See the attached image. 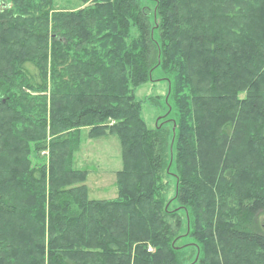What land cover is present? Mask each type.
<instances>
[{
	"label": "trees",
	"instance_id": "1",
	"mask_svg": "<svg viewBox=\"0 0 264 264\" xmlns=\"http://www.w3.org/2000/svg\"><path fill=\"white\" fill-rule=\"evenodd\" d=\"M78 1L0 0V264H184L180 207L201 264H264V0H155V26L141 0ZM157 65L172 131L135 95ZM106 134L117 193L91 198L74 155Z\"/></svg>",
	"mask_w": 264,
	"mask_h": 264
},
{
	"label": "rangeland",
	"instance_id": "2",
	"mask_svg": "<svg viewBox=\"0 0 264 264\" xmlns=\"http://www.w3.org/2000/svg\"><path fill=\"white\" fill-rule=\"evenodd\" d=\"M56 5L57 7L75 8L80 6L81 2L78 0H56ZM141 5L145 6V9L149 12L151 24L155 26V0H141ZM152 30L154 38L159 39L157 27L152 28ZM169 90V79L160 65L152 69L149 80L136 87L135 95L142 101V117L149 128H155L163 121V124L170 131L173 130L174 124L172 126L171 121H168L174 114V107H172L170 98H168ZM74 165L88 171L86 185L89 197L113 198L116 196L115 171L122 167L121 145L116 135L106 134L97 138H86L84 136L80 149L74 155ZM176 185V166L173 160L171 165L168 164L163 172L158 196H162L165 203H168V207L174 209L180 206L177 199L174 198ZM177 212H179L183 221L181 232L184 234L177 240V243L186 245L184 250L187 256L185 255L184 264H201L199 262L200 247L194 237L190 236L191 227L184 208L180 207ZM259 221L264 224V214L259 217Z\"/></svg>",
	"mask_w": 264,
	"mask_h": 264
},
{
	"label": "crops",
	"instance_id": "3",
	"mask_svg": "<svg viewBox=\"0 0 264 264\" xmlns=\"http://www.w3.org/2000/svg\"><path fill=\"white\" fill-rule=\"evenodd\" d=\"M101 182V180H99Z\"/></svg>",
	"mask_w": 264,
	"mask_h": 264
}]
</instances>
